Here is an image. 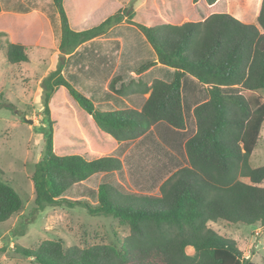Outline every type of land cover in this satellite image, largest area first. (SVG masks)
Returning <instances> with one entry per match:
<instances>
[{
	"label": "trees",
	"instance_id": "obj_1",
	"mask_svg": "<svg viewBox=\"0 0 264 264\" xmlns=\"http://www.w3.org/2000/svg\"><path fill=\"white\" fill-rule=\"evenodd\" d=\"M227 1L241 7L249 0H179L177 7L166 2L161 5L175 9L174 20L161 22H153L157 1L149 0L144 8H120L95 26L75 30L69 25L63 0H52L60 18L62 59L126 21L138 27L156 55V61L147 60L134 72L140 74L157 63L174 71L170 81L154 78L149 84L142 79L125 84L120 75L113 77L108 89L114 94L148 93V97L139 110L101 111L63 77V60L58 62L42 83L46 127L41 156L31 175L32 212L64 203L70 207L84 204L90 214L111 216L126 225L129 233L116 242L83 246L44 239L34 248L16 245L17 253L38 264H255L244 257L234 239L207 225L224 220L264 226V164L253 166L250 161L264 124V0H259L255 22L230 14ZM190 2H203L202 12H211L196 19L200 13L192 14ZM4 36L0 31V42ZM25 49L23 44L6 41V60L12 64L27 61ZM185 74L206 84L208 98L193 108L195 132L184 143L187 165L163 180L158 195L121 193L113 184L102 182L95 206L65 197L73 185L93 174L121 170L122 162L109 155L88 160L53 151L48 108L53 92L64 87L99 130L116 141H128L158 122L185 128L181 96ZM222 86H238L239 92L225 93ZM21 207L17 191L0 177V223Z\"/></svg>",
	"mask_w": 264,
	"mask_h": 264
},
{
	"label": "rangeland",
	"instance_id": "obj_2",
	"mask_svg": "<svg viewBox=\"0 0 264 264\" xmlns=\"http://www.w3.org/2000/svg\"><path fill=\"white\" fill-rule=\"evenodd\" d=\"M148 1L63 0V5L69 25L82 30L99 24L120 8L130 6L131 10H137L148 6ZM156 1L153 22L174 20L175 9L161 4L176 5L179 0ZM0 3V31L5 32L0 42V177L22 199L21 209L0 223V264H38L17 253L15 246L34 248L44 239L61 240L64 246L116 242L129 233L128 227L111 216L90 214L84 204L70 207L64 203L32 212L31 175L41 156L42 131L46 127L42 83L63 60V77L97 109L139 110L147 94L118 96L109 91L110 80L120 75L125 84L132 79L147 83L154 78L170 81L173 70L157 63L140 74L134 72L139 64L155 60L156 56L138 27L126 21L81 44L62 59L60 18L52 0H0ZM189 4L192 14L200 13L196 19L211 12H202L206 7L203 2ZM258 5L259 0H249L241 7L230 3L228 12L245 22H255ZM8 40L25 46L27 61L12 64L6 60ZM193 78L186 74L182 79L186 128L178 130L161 122L132 141H116L99 130L67 90L62 86L57 88L48 101L53 151L57 155L79 154L88 160L115 156L123 163L118 172L96 173L73 185L65 197L95 206L97 187L102 182L113 184L121 193L158 194L163 180L187 164L184 143L195 132L190 106L208 98L206 84L199 85ZM221 90L237 93L239 87L222 86ZM250 161L253 166L264 164V124ZM207 225L218 234L234 239L244 257L255 264H264V226L233 225L224 220L209 221Z\"/></svg>",
	"mask_w": 264,
	"mask_h": 264
},
{
	"label": "crops",
	"instance_id": "obj_3",
	"mask_svg": "<svg viewBox=\"0 0 264 264\" xmlns=\"http://www.w3.org/2000/svg\"><path fill=\"white\" fill-rule=\"evenodd\" d=\"M0 4H1V3H0ZM0 6H1V5H0ZM148 44H149V43H148ZM151 49H152V47H151ZM152 50H153V49H152ZM155 56H156V55H155ZM153 61H156V59L153 60ZM142 63H143V62H142ZM158 64H160V63H158ZM139 65H140V64H139ZM161 65H162V64H161ZM155 66H156V65H155ZM163 66H164V65H163ZM153 67H154V66H153ZM167 67H168V66H167ZM170 68H171V67H170ZM171 69L174 71L173 68H171ZM185 75H186V74H185ZM183 77H184V76H183ZM182 79H183V78H182ZM162 80H163V79H162ZM193 80H194V81H198L195 77L193 78ZM198 82H199V81H198ZM148 84H149V83H148ZM198 84L200 85V82H199ZM181 88H182V81H181ZM144 94H147V95H146V98H147V97H148V93H144ZM182 94H183V92L181 91V96H182ZM131 95H134V94H131ZM127 96H128V95H127ZM121 97H122V96H121ZM182 105H183V97H182ZM195 105H196V104H194V105L192 104V105L190 106V111H192V113H193V108H194ZM183 112H184V108H183ZM184 116H185V115H184ZM90 117H91V116H90ZM158 123H161V122H158ZM158 123H156V124H158ZM162 123H164V122H162ZM156 124H154V125H156ZM165 124H166V123H165ZM154 125H153V126H154ZM167 125H168V124H167ZM153 126H152V127H153ZM152 127H151V128H152ZM170 127H171V126H170ZM173 128H174V127H173ZM185 128H186V121H185ZM185 128H184V129H185ZM175 129H176V128H175ZM184 129H178V130H184ZM146 133H147V132H146ZM142 136H143V135H142ZM140 137H141V136H140ZM140 137H139V138H140ZM189 137H190V136H189ZM136 139H138V138H136ZM136 139H133V140H136ZM187 139H188V138H187ZM187 139H186V140H187ZM186 140H185V141H186ZM128 141H132V140H128ZM120 160H121V159H120ZM121 162H122V160H121ZM122 165H123V163H122ZM186 165H187V164H186ZM119 171H120V170H119ZM116 172H118V171H116ZM165 179H166V178H165ZM165 179H164V180H165ZM152 195H158V194H152Z\"/></svg>",
	"mask_w": 264,
	"mask_h": 264
},
{
	"label": "water",
	"instance_id": "obj_4",
	"mask_svg": "<svg viewBox=\"0 0 264 264\" xmlns=\"http://www.w3.org/2000/svg\"><path fill=\"white\" fill-rule=\"evenodd\" d=\"M24 120L28 121V122H31V120L27 119L26 117H23Z\"/></svg>",
	"mask_w": 264,
	"mask_h": 264
}]
</instances>
